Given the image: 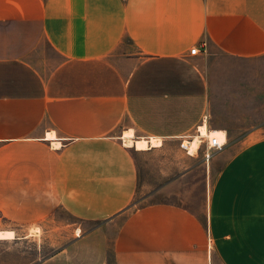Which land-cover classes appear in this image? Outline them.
Segmentation results:
<instances>
[{"label": "crops", "instance_id": "obj_1", "mask_svg": "<svg viewBox=\"0 0 264 264\" xmlns=\"http://www.w3.org/2000/svg\"><path fill=\"white\" fill-rule=\"evenodd\" d=\"M247 61L264 0H0V186L74 236L33 264H264V65H228ZM199 126L227 137L209 162L181 147Z\"/></svg>", "mask_w": 264, "mask_h": 264}, {"label": "rangeland", "instance_id": "obj_2", "mask_svg": "<svg viewBox=\"0 0 264 264\" xmlns=\"http://www.w3.org/2000/svg\"><path fill=\"white\" fill-rule=\"evenodd\" d=\"M228 65L246 67L249 69L248 72L251 73L248 74V78H253L255 66L264 65V63L257 64L254 61H247L241 64L230 63ZM248 81L251 80L248 79ZM197 134L198 128L192 136ZM20 190H23L22 196ZM30 190L29 187L0 186V231H16V234L14 233L15 239L12 241H0V264H33L39 257L51 253L55 246L67 243L74 237L72 235H45L38 233L40 229L36 226H31L28 209ZM16 199L23 200L22 220L14 219ZM49 242H54L55 245L48 246Z\"/></svg>", "mask_w": 264, "mask_h": 264}, {"label": "built area", "instance_id": "obj_3", "mask_svg": "<svg viewBox=\"0 0 264 264\" xmlns=\"http://www.w3.org/2000/svg\"><path fill=\"white\" fill-rule=\"evenodd\" d=\"M201 52L199 47H194L191 51L190 54L192 56H196ZM207 124V117L204 118L203 124ZM202 126V125H201ZM198 127V134L195 136H189L186 137L182 140L181 142V147L187 151L188 154H193L191 152V144L195 142V139H199V144L195 150L194 153L201 152L203 150L204 153V158L206 162H209L211 158L218 152L222 151L225 147L226 143L220 142L219 138L216 136H212L211 131L206 129V133L203 134L202 131L200 130V127Z\"/></svg>", "mask_w": 264, "mask_h": 264}, {"label": "bare ground", "instance_id": "obj_4", "mask_svg": "<svg viewBox=\"0 0 264 264\" xmlns=\"http://www.w3.org/2000/svg\"><path fill=\"white\" fill-rule=\"evenodd\" d=\"M206 127H204V128H202V133L203 134H205L206 133ZM200 130H201V128H200ZM212 136H216L217 138H219V140H220V142H222V143H224V142H226V136H225V134L224 133H222V132H212V134H211ZM148 141V140H147ZM148 142H150V141H148ZM126 144H130V145H132L133 143L132 142H130L129 140L128 141H126ZM161 144V141L160 140H156V139H154V140H152V146H158V145H160ZM193 144V143H192ZM191 144V146H193V149L199 144L198 143V140H196L195 141V143L192 145ZM192 148V147H191ZM193 149H192V151H193ZM195 150V149H194ZM14 235H13V233H8V232H6V233H1V237L2 238H12Z\"/></svg>", "mask_w": 264, "mask_h": 264}]
</instances>
